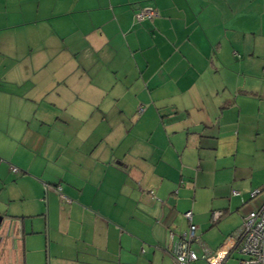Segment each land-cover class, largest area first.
Masks as SVG:
<instances>
[{
	"label": "crops",
	"instance_id": "1",
	"mask_svg": "<svg viewBox=\"0 0 264 264\" xmlns=\"http://www.w3.org/2000/svg\"><path fill=\"white\" fill-rule=\"evenodd\" d=\"M263 202L264 0H0V264H174L188 211L205 264Z\"/></svg>",
	"mask_w": 264,
	"mask_h": 264
},
{
	"label": "built area",
	"instance_id": "2",
	"mask_svg": "<svg viewBox=\"0 0 264 264\" xmlns=\"http://www.w3.org/2000/svg\"><path fill=\"white\" fill-rule=\"evenodd\" d=\"M156 16L155 11L142 9L134 18L141 22L152 20ZM16 171L15 168L12 169V172ZM258 193L259 191H253L250 197L254 198ZM191 216L190 211L184 214L189 224L187 232L177 240L170 239L169 253L174 264H192L198 260L196 253L190 248L192 243H199L196 226L191 224ZM222 216L221 211H214L211 214V222L216 224ZM233 233L218 250L207 253L205 264H225L235 252L239 256L237 264H264V202L258 209L247 212L242 218L241 226Z\"/></svg>",
	"mask_w": 264,
	"mask_h": 264
},
{
	"label": "rangeland",
	"instance_id": "3",
	"mask_svg": "<svg viewBox=\"0 0 264 264\" xmlns=\"http://www.w3.org/2000/svg\"><path fill=\"white\" fill-rule=\"evenodd\" d=\"M219 224L216 226L206 228L205 231L201 230L200 233L202 232L204 235L207 234V239L201 238L202 235L200 234V242H201V247L202 249H211L214 250L218 245L222 242V239L218 235H216V231H218L220 228L218 227ZM234 234V233H232ZM231 235V234H230ZM199 246V243H193L192 245V250L196 253L197 257L200 258L199 262L192 263V264H204L203 258H204V253ZM239 258L238 254L235 252L231 258H229L225 264H237V259Z\"/></svg>",
	"mask_w": 264,
	"mask_h": 264
},
{
	"label": "trees",
	"instance_id": "4",
	"mask_svg": "<svg viewBox=\"0 0 264 264\" xmlns=\"http://www.w3.org/2000/svg\"><path fill=\"white\" fill-rule=\"evenodd\" d=\"M260 193H261V192L259 191L258 195H259ZM250 198H251V197H250ZM254 198H255V197H254ZM251 199H253V198H251ZM254 210H256V209H254ZM248 212H249V211H248ZM222 217H223V216H222ZM222 217H221V218H222ZM221 218H220V219H221ZM211 224H212V225H216L217 223L214 224V223L211 222Z\"/></svg>",
	"mask_w": 264,
	"mask_h": 264
},
{
	"label": "water",
	"instance_id": "5",
	"mask_svg": "<svg viewBox=\"0 0 264 264\" xmlns=\"http://www.w3.org/2000/svg\"><path fill=\"white\" fill-rule=\"evenodd\" d=\"M1 221H2V220H1V218H0V224H1Z\"/></svg>",
	"mask_w": 264,
	"mask_h": 264
}]
</instances>
